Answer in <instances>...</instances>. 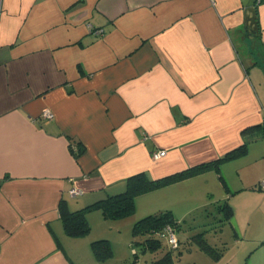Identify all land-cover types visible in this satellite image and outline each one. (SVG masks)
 Returning <instances> with one entry per match:
<instances>
[{
    "label": "crops",
    "instance_id": "crops-1",
    "mask_svg": "<svg viewBox=\"0 0 264 264\" xmlns=\"http://www.w3.org/2000/svg\"><path fill=\"white\" fill-rule=\"evenodd\" d=\"M242 144L136 196L135 210L177 219L202 207L214 177L228 192L225 163L256 145L264 157V0H0V264H140L122 236L133 221L88 209L89 232L69 236L61 201L83 208L131 175L160 178Z\"/></svg>",
    "mask_w": 264,
    "mask_h": 264
},
{
    "label": "rangeland",
    "instance_id": "rangeland-1",
    "mask_svg": "<svg viewBox=\"0 0 264 264\" xmlns=\"http://www.w3.org/2000/svg\"><path fill=\"white\" fill-rule=\"evenodd\" d=\"M259 146L250 149L245 158L231 160L222 166L221 175L229 188L228 192L214 177L213 187L207 194L205 192L206 198L201 208L185 212V209L177 207L179 210H175V217L178 219L182 214L185 217L175 219L178 246L170 253V264H242L246 259L249 264H264V190L260 191L254 182L257 176L264 174V157L259 156ZM225 202L233 212L230 222L223 221L224 211L219 206ZM158 207L153 210L139 208L132 215L118 220L133 221V224L147 214L163 211ZM131 227L130 230L122 228V236L126 234L129 237V250L130 242L135 240L138 250L136 262L161 263L170 250L165 239L155 236L159 242L157 248L143 252L138 244L140 237H133ZM200 235L209 246V251L200 245ZM133 260L131 254L129 261Z\"/></svg>",
    "mask_w": 264,
    "mask_h": 264
},
{
    "label": "trees",
    "instance_id": "trees-1",
    "mask_svg": "<svg viewBox=\"0 0 264 264\" xmlns=\"http://www.w3.org/2000/svg\"><path fill=\"white\" fill-rule=\"evenodd\" d=\"M255 19L256 17L253 16V20ZM245 149V144H242L238 148H235L226 153L223 157L217 159L216 161L198 164L156 179L150 178L144 172L131 175L126 179L125 189L123 191L111 194L105 198L94 201L93 203L88 204L83 208H79L73 211L68 210L66 204L61 201V203L59 204V213L61 221L63 223L64 231L69 236H81L87 234L90 230V226L86 219L85 213L88 209H99L102 212L103 216L109 219H118L130 216L135 211L136 196L204 172L210 168H216L221 160L242 155L245 153ZM219 206L220 209H223L224 211L223 221L228 220L232 215L230 205L225 202L223 204H220ZM166 224H171L176 227V220L173 218V214L170 210L150 213L134 221L131 232L134 238L140 237L139 242H136L141 245V249L143 252H145L147 249L155 250L157 248L159 242L155 238V236L162 238L160 237L159 233L163 226H165ZM134 241L130 242V246L131 249L133 248L135 250L132 253L134 258L133 262L135 263L138 260V250L135 246ZM198 241L203 249L209 251V246L202 239L201 235L199 236ZM91 248L98 259H102L105 256L110 255L111 253L109 242L106 238H100L91 241ZM175 249L170 248L169 252L166 253L163 257L161 263H159L158 261H155L153 263L170 264V253ZM247 260L248 259H246L242 264H249Z\"/></svg>",
    "mask_w": 264,
    "mask_h": 264
},
{
    "label": "built area",
    "instance_id": "built-area-1",
    "mask_svg": "<svg viewBox=\"0 0 264 264\" xmlns=\"http://www.w3.org/2000/svg\"><path fill=\"white\" fill-rule=\"evenodd\" d=\"M92 32L94 33H101L103 30L101 28H92L91 29ZM43 115L45 116H51V113L48 112L47 110H45L43 112ZM166 150L165 149H160V150H156L152 152V157L154 159H158L162 156L165 155ZM259 186L261 187L262 190H264V181L260 182ZM69 193L70 195H78L81 194V190L78 189L77 187H72L69 189ZM160 237H162L163 239H165V241L167 242V244L169 245L170 248L175 249L178 246V239L176 238L175 235V227L171 224H166L165 226H163V228L160 231ZM172 239H175V245L170 244V241ZM135 250L132 248V252H134Z\"/></svg>",
    "mask_w": 264,
    "mask_h": 264
},
{
    "label": "clouds",
    "instance_id": "clouds-1",
    "mask_svg": "<svg viewBox=\"0 0 264 264\" xmlns=\"http://www.w3.org/2000/svg\"><path fill=\"white\" fill-rule=\"evenodd\" d=\"M175 239H172L171 241H170V244H172V245H175Z\"/></svg>",
    "mask_w": 264,
    "mask_h": 264
}]
</instances>
